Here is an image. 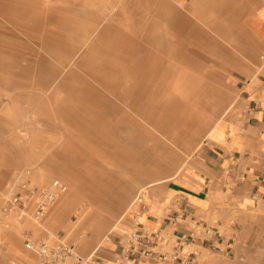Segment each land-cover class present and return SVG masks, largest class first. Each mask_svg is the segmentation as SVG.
I'll list each match as a JSON object with an SVG mask.
<instances>
[{"label": "rangeland", "instance_id": "rangeland-1", "mask_svg": "<svg viewBox=\"0 0 264 264\" xmlns=\"http://www.w3.org/2000/svg\"><path fill=\"white\" fill-rule=\"evenodd\" d=\"M262 13L264 0H0V264L28 261V229L34 241L59 237L88 256L142 186L183 165L200 178L207 149L200 144L226 106L246 132L239 85L262 64L254 26ZM211 96L222 104L210 118L197 103ZM235 156L213 178L214 210L197 215L219 221L231 251L194 247V264H264V200L240 210L234 194L246 170L234 177ZM51 164L68 172L60 176ZM16 175L39 187L56 179L68 186L40 225L3 214ZM71 190L77 202L63 215ZM84 205L89 215L111 217L87 252L77 244L88 247L99 218H82Z\"/></svg>", "mask_w": 264, "mask_h": 264}, {"label": "crops", "instance_id": "crops-1", "mask_svg": "<svg viewBox=\"0 0 264 264\" xmlns=\"http://www.w3.org/2000/svg\"><path fill=\"white\" fill-rule=\"evenodd\" d=\"M254 26L259 43L264 48V13L255 20ZM96 34L97 28L90 29L82 47L84 48L85 44L87 46ZM260 58L262 64L259 71L255 72L250 80L242 78L239 85L242 111L249 116L247 122L244 123L246 132L243 134L240 132L242 123L240 117L236 116L237 113L231 114L234 105L226 106L207 132L204 142L200 144V148H207L199 164L204 174L198 178L197 174L190 173L183 165L168 177L150 181L142 186L138 191L137 198L143 197L146 209L141 216L135 218L136 222H141L149 227H158L166 238V233L171 227L169 220L176 217L178 213L185 212L186 217L189 219L190 217H196L198 212L213 211L214 208L210 198L211 188L214 186L213 178L221 177L222 172L229 165V157L235 159V155H238V172L234 173V177L237 179L243 173L242 166L246 170V173L242 176L244 181L236 184L234 194L240 210L252 209L258 204L257 199L264 200V55H261ZM198 94L195 96L196 99H199ZM197 104L205 107L211 118L222 104V100L211 96L210 100L198 101ZM86 113L88 117L96 119L91 109L89 112L86 110ZM88 127L90 135L96 131V124L88 125ZM207 141L210 143H207ZM50 167L52 168L53 164ZM53 168L59 172L60 176L68 172L66 166L60 164L55 165ZM218 185L217 182L215 187ZM223 188L225 189V187ZM70 194L74 205L77 202V194L74 190H71ZM85 205L82 209V218L90 220L93 217H98L99 221L93 226V231L97 233L96 238L88 247L82 249L81 242L77 244L78 250L81 252H87L92 247L94 241L111 220L110 215H89L90 210ZM164 206H167L168 210L167 215L162 218V212L166 208ZM129 210L130 208L124 211V216L120 217L113 230L99 241V243L102 242L98 246L99 248L96 245L92 249H99V255L105 260L104 263L106 264H109L108 262L113 258L114 252L120 250L121 244L128 237L127 234L132 226V217ZM177 228L179 232H186L188 230L187 220L180 221ZM241 239L244 240V236L241 235ZM226 243L229 251H231L230 240ZM103 245L113 247V249L108 252ZM103 251H107L110 255H105L106 253Z\"/></svg>", "mask_w": 264, "mask_h": 264}, {"label": "built area", "instance_id": "built-area-1", "mask_svg": "<svg viewBox=\"0 0 264 264\" xmlns=\"http://www.w3.org/2000/svg\"><path fill=\"white\" fill-rule=\"evenodd\" d=\"M67 192L68 186L62 180L56 179L47 187H39L16 175L4 191L3 214L13 216L19 223L29 220L40 225L50 208ZM130 209L133 227L109 264H194L197 255L194 247H206L221 254L230 253L228 245L223 247L225 236L219 229V221L211 224L198 216L188 219L185 212H180L169 220L174 229L168 240L158 227L136 222L135 218L146 209L142 196L133 201ZM183 220H187L188 230L179 232L177 224ZM5 226L9 227V223ZM32 234L29 229L23 231L28 261L14 259L11 264H106L98 254L99 247L88 256H82L64 239L52 236L37 242Z\"/></svg>", "mask_w": 264, "mask_h": 264}, {"label": "bare ground", "instance_id": "bare-ground-1", "mask_svg": "<svg viewBox=\"0 0 264 264\" xmlns=\"http://www.w3.org/2000/svg\"><path fill=\"white\" fill-rule=\"evenodd\" d=\"M73 206V203L71 202V203H69V202H67L66 203V205H64V209H63V215H64V213L66 212V210H68L70 207H72ZM95 225V224H94ZM90 229H93V224H92V226L90 227ZM96 232L95 231H93V233H92V235L88 238V243L90 244L95 238H96ZM51 237V236H50Z\"/></svg>", "mask_w": 264, "mask_h": 264}]
</instances>
